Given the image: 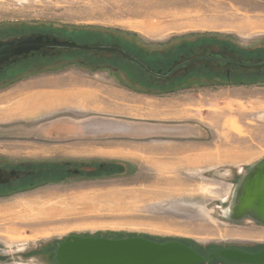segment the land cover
<instances>
[{
	"label": "rangeland",
	"instance_id": "374dc122",
	"mask_svg": "<svg viewBox=\"0 0 264 264\" xmlns=\"http://www.w3.org/2000/svg\"><path fill=\"white\" fill-rule=\"evenodd\" d=\"M174 1L183 9L192 4L204 5V9L216 7L214 17L205 14L203 18L218 23L189 29L183 26L151 29L184 28L191 33L220 28L243 44L264 37V0ZM96 2L103 8L114 6L113 3L120 5L113 13H94V0H0V27L23 29L0 39L31 31H64V26L71 25L108 28L127 34L135 29L140 33L129 36L142 45L166 40L164 36L161 41L152 40L160 33L139 25L137 18L117 13L120 7L134 11L142 0ZM69 67L81 74L111 76L106 68L76 62L45 69L63 71ZM24 71L5 66L0 72V90L27 77L26 73L20 74ZM12 72L15 75L11 76ZM93 79L102 81L97 76ZM115 80L123 83L117 77ZM131 84V89L137 87ZM168 86L163 85L160 91L146 88V92L164 95L169 92L162 89ZM177 87L192 96V105L197 104L192 107L201 112L196 120L203 127L206 144L215 148L209 157L205 155L203 161L193 166L170 161L161 166L160 161L144 158L137 152L122 158L98 154L96 149L98 153H94L93 136L69 138L76 131L74 126L73 134L55 131L37 136L31 127L34 124L0 125V157L13 164L25 162L27 169L50 163L65 164L62 170L66 174L53 179L49 173L23 176L0 191V264H52L46 256L47 250L50 247L54 250L70 234H136L151 239L187 241L202 249L238 245L254 250L255 245L264 244V226L249 218L234 220L227 212L243 174L264 157V81L188 83ZM130 147L137 150L138 143L130 140ZM92 160L93 166L83 163ZM107 161L121 163L119 171L108 174L105 168L104 173L96 174ZM74 168L78 169L76 173L72 171Z\"/></svg>",
	"mask_w": 264,
	"mask_h": 264
},
{
	"label": "crops",
	"instance_id": "0c3cea01",
	"mask_svg": "<svg viewBox=\"0 0 264 264\" xmlns=\"http://www.w3.org/2000/svg\"><path fill=\"white\" fill-rule=\"evenodd\" d=\"M165 1L157 2L165 10H184L187 16L171 17L169 23L164 22L159 27L179 25L189 29L215 21L203 16L209 14L214 17L216 7L205 6L204 9V5L192 4L183 9L176 5L178 1ZM131 30L124 34L129 36L138 32ZM147 30L160 33L156 37L158 40L149 37L152 40L161 41L164 36L166 40L162 43L189 32L184 28ZM204 31L221 32L220 28L200 30ZM174 32L180 34H172ZM95 76L102 81L94 80ZM120 81L123 83L118 84L108 74L77 73L72 67L21 77L10 87L0 90V125L34 124L31 127L37 131V136L55 131L56 134H73L71 127L74 126L76 131L69 138L78 140L83 136H93L94 153L99 151L101 155L122 158L137 152L144 158L160 161L161 166L167 161L193 166L203 161L205 155L209 157L212 149L215 150L206 144L203 127L198 118L196 120L201 112L193 109L197 104L194 102L192 105V96L181 89L164 95H151L144 88L131 89L129 83ZM130 140L138 143L137 150L130 147Z\"/></svg>",
	"mask_w": 264,
	"mask_h": 264
},
{
	"label": "flooded vegetation",
	"instance_id": "af4514ba",
	"mask_svg": "<svg viewBox=\"0 0 264 264\" xmlns=\"http://www.w3.org/2000/svg\"><path fill=\"white\" fill-rule=\"evenodd\" d=\"M29 33L48 34L50 36H55L59 40H74L67 35L64 36L49 30L31 31ZM88 44L118 45L123 50L128 51L136 59L143 61L144 65L153 72L163 74L170 73L167 77L151 75L139 64L131 59L123 57L118 52L52 48L40 49L26 59H20L26 62H32L31 59L39 57L41 61L43 60L40 64L38 63L39 61L34 62L33 68L31 67L20 74L26 73L27 75H32L43 71L47 72L45 69L47 67L52 68L54 66L75 62L91 67L102 65L105 66L103 68L110 71V74L115 79L117 77L119 80L121 79L129 84H131L130 81H132L133 84L131 85L144 88L145 90L146 88H150V90H161L163 85H169L168 88L162 89L168 92L178 89L177 86L179 85L188 83L208 85L209 83L225 84L229 82L264 81V37L243 44V42L233 39L229 34L222 31L191 32L172 38L170 41L164 43L156 45L148 43L143 44L142 46L144 48L140 50L141 55L139 58L134 56L129 49L122 47V45L117 42L96 41L89 42ZM58 51L59 53H57ZM196 57L199 59L185 63V61ZM118 59L123 62V67L118 66L114 62V60ZM2 70L0 72H2ZM13 75H15V72L11 73V76ZM11 169L29 170L25 162H16V164H13L10 160L0 157V170L2 172L0 176V191L7 185L13 183L14 180L23 177L20 176L16 178L7 173V171ZM6 177H8L9 180L1 182V180ZM260 224L264 226V224ZM230 246H236L242 250L250 251L242 246ZM258 249H264V244L255 245L253 251Z\"/></svg>",
	"mask_w": 264,
	"mask_h": 264
},
{
	"label": "water",
	"instance_id": "95a60500",
	"mask_svg": "<svg viewBox=\"0 0 264 264\" xmlns=\"http://www.w3.org/2000/svg\"><path fill=\"white\" fill-rule=\"evenodd\" d=\"M64 48L68 50H104L118 52L133 60L149 74L167 77L170 72L156 73L118 45L79 43L74 40H59L43 33H27L0 39V71L10 63L26 59L40 49ZM59 53V51L57 52ZM43 54V52H42ZM199 58L189 59L188 61ZM234 63V62H232ZM42 169L7 171L10 175H32ZM77 172L78 169H72ZM2 172L0 170V176ZM6 177L1 182L8 181ZM233 204L228 216L234 220L249 218L264 224V157L253 164L241 177L234 190ZM60 264H200L222 258L234 264H264V249L242 250L236 246L211 248L203 255L188 244L178 240L156 241L135 235L127 237L83 236L70 234L64 237L54 250L46 254Z\"/></svg>",
	"mask_w": 264,
	"mask_h": 264
},
{
	"label": "trees",
	"instance_id": "16d2710c",
	"mask_svg": "<svg viewBox=\"0 0 264 264\" xmlns=\"http://www.w3.org/2000/svg\"><path fill=\"white\" fill-rule=\"evenodd\" d=\"M64 31H61V30H56L54 29L55 32L61 34V35H64L70 38H73L74 40L78 41V42H84V43H89V42H117V43H120L122 45V47L124 48H127L129 49L133 54L134 56L136 57H140L141 53H140V50L142 48H144L142 46V44H138L136 41L132 40L130 38V36L122 33V32H119V31H116V30H110L108 28H88V27H76V26H64L63 28ZM23 31L22 28H12V27H7V28H1L0 27V35L1 33H3L2 36H0V38H3V36H13L11 34L13 33H18V32H21ZM44 31H47V30H44ZM49 31H53V30H49ZM53 31V32H54ZM67 31V33L65 32ZM19 36V35H18ZM6 38V37H4ZM31 59V58H30ZM32 62L28 61H23V60H20L19 62H15V63H12V64H9L8 66L11 67L13 66V70L14 71H22V70H28L31 68V65H34L35 63L34 62H37L39 61L38 63H42L43 60L41 61V59H39V57H36L34 59H31ZM113 62V61H112ZM114 62L118 65V66H124L123 65V62H121L120 59L118 60H114ZM113 62V63H114ZM36 63V64H38ZM134 64V63H133ZM135 66H137L136 64H134ZM96 67H105V66H96ZM95 68V67H93ZM87 165H91L93 166L94 162L93 160L92 161H85L83 162ZM55 164V165H54ZM63 165L65 166V164H57L56 163H50V164H47L44 165L42 167V170L41 172H35L34 174L36 173H40V174H43V173H49L51 179L53 178H61L63 177V175L65 174V172L62 170L63 168ZM121 167V163H117L115 161H107L105 162V164L102 166L101 169H99L100 171H98L96 174H102L104 172H102V169H107V172L108 174L110 173H114V172H117L119 171ZM29 176V175H28ZM64 177H66V174L64 175ZM136 234H128V235H119V234H107V235H103V236H106V237H127V236H135ZM84 236V235H83ZM86 236H99V234H96V235H86ZM144 236V235H143ZM151 238V237H150ZM156 241H161V242H164V241H168V240H172V239H154ZM181 242H184L186 244H188L190 247H192L193 249L197 250L198 252L202 253L203 255H207V252L210 248H212L211 246L205 248V249H202L198 246H196L195 244L193 243H189L187 241H181ZM53 250V247H50L46 254ZM251 251V250H250ZM253 251V250H252ZM52 264H60L58 263L54 257H49L48 258ZM200 264H234L232 262H227L226 260L222 259V258H216L215 260L213 261H210V262H204V263H200Z\"/></svg>",
	"mask_w": 264,
	"mask_h": 264
},
{
	"label": "bare ground",
	"instance_id": "6f19581e",
	"mask_svg": "<svg viewBox=\"0 0 264 264\" xmlns=\"http://www.w3.org/2000/svg\"><path fill=\"white\" fill-rule=\"evenodd\" d=\"M96 1L97 0H94V3H93V12L94 13L95 12H97V13H109V12H112L113 13L115 7L119 8V5H120L119 3H113V4H115L114 6L109 4L110 6H104V8H103V6H100ZM120 1H122V0H120ZM142 1L143 2L136 4V6H135L136 8H134V11H131V10H130L131 12L130 11H126V9H121V7H120V10H117V13L119 12L120 16H122V17H126V15H128L130 17L137 18L138 20L136 21V23H139V25L145 26L147 28L155 27V26L159 27V26H161L160 24H162L164 22H165L164 24L169 23L171 17H175L176 18V17H179L180 15L184 16V14H185V11H182V12L180 10H175L174 11L173 9L171 11H170V9L169 10L168 9L165 10L164 7L162 5H160L159 2H157L158 0H142ZM161 1H163V0H161ZM123 3H124V1H123ZM189 13H190V11H189ZM198 14H200V13H198ZM194 16H196V15H194ZM183 19H185V18H183ZM176 22H178V21H176ZM220 22H222V24H225V21H220ZM210 23H212V22H210ZM214 23L217 24L218 22L214 21L212 24H205V25H201L200 27L212 26V25H214ZM173 27H174V25H173ZM84 92H86V91H84ZM81 93H83V91ZM83 99H84V97H83ZM40 209H42V208H40ZM6 211H11V210L9 209V210H6ZM19 220H21V219H19Z\"/></svg>",
	"mask_w": 264,
	"mask_h": 264
}]
</instances>
